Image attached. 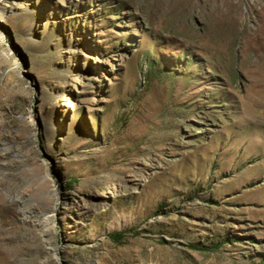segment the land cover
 Listing matches in <instances>:
<instances>
[{"label": "rangeland", "instance_id": "1", "mask_svg": "<svg viewBox=\"0 0 264 264\" xmlns=\"http://www.w3.org/2000/svg\"><path fill=\"white\" fill-rule=\"evenodd\" d=\"M0 264H264V0H16Z\"/></svg>", "mask_w": 264, "mask_h": 264}, {"label": "bare ground", "instance_id": "2", "mask_svg": "<svg viewBox=\"0 0 264 264\" xmlns=\"http://www.w3.org/2000/svg\"><path fill=\"white\" fill-rule=\"evenodd\" d=\"M16 0H3L4 7L0 10V16L3 18L5 14H7L10 10L13 9V5H15Z\"/></svg>", "mask_w": 264, "mask_h": 264}, {"label": "trees", "instance_id": "3", "mask_svg": "<svg viewBox=\"0 0 264 264\" xmlns=\"http://www.w3.org/2000/svg\"><path fill=\"white\" fill-rule=\"evenodd\" d=\"M73 182H75V180H73ZM117 236V235H116ZM118 236H120V235H118ZM194 248L195 249H199V247L198 246H194ZM201 250V249H200Z\"/></svg>", "mask_w": 264, "mask_h": 264}]
</instances>
